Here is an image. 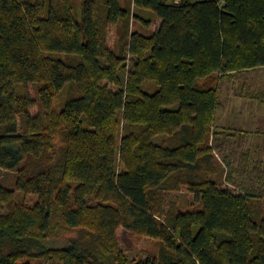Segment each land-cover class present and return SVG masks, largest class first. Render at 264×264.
I'll list each match as a JSON object with an SVG mask.
<instances>
[{
    "label": "trees",
    "instance_id": "obj_1",
    "mask_svg": "<svg viewBox=\"0 0 264 264\" xmlns=\"http://www.w3.org/2000/svg\"><path fill=\"white\" fill-rule=\"evenodd\" d=\"M121 1L0 0V264H264L263 161L214 123L264 70V0Z\"/></svg>",
    "mask_w": 264,
    "mask_h": 264
},
{
    "label": "rangeland",
    "instance_id": "obj_2",
    "mask_svg": "<svg viewBox=\"0 0 264 264\" xmlns=\"http://www.w3.org/2000/svg\"><path fill=\"white\" fill-rule=\"evenodd\" d=\"M125 4L127 0H122ZM136 11L144 16L152 17V12L141 8H135ZM140 27L139 23L134 22V26ZM154 27V26H152ZM117 26L112 28L109 43L113 44L118 33ZM250 93V91H264V70L249 71L236 77L223 80L219 83V106L215 114V125L230 129L235 132L233 137L227 138L229 147H235L240 143L242 150L248 148L256 149L255 159L263 161L264 169V106L258 101L241 96V91ZM247 132V139L242 141V133ZM15 170L0 169V182L5 186H13ZM31 202L35 196H28ZM193 196L184 190L171 191L166 193L164 208H167L170 202H176L177 205L185 210L190 207ZM121 238V248L125 250L131 258H144L149 253H156L158 242L155 239L146 236H139L123 228L119 230ZM34 264H58L35 260Z\"/></svg>",
    "mask_w": 264,
    "mask_h": 264
}]
</instances>
